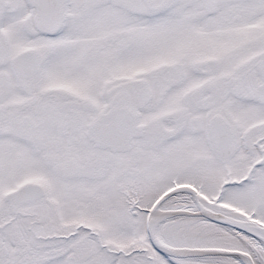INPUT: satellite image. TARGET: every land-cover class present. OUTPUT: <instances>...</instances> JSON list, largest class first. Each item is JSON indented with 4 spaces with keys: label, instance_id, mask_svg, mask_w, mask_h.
<instances>
[{
    "label": "snow or ice",
    "instance_id": "obj_1",
    "mask_svg": "<svg viewBox=\"0 0 264 264\" xmlns=\"http://www.w3.org/2000/svg\"><path fill=\"white\" fill-rule=\"evenodd\" d=\"M0 264H264V0H0Z\"/></svg>",
    "mask_w": 264,
    "mask_h": 264
}]
</instances>
